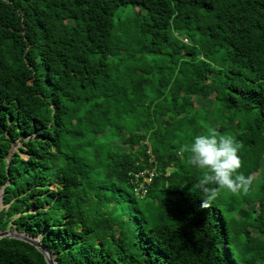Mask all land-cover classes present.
Segmentation results:
<instances>
[{"label":"trees","instance_id":"trees-1","mask_svg":"<svg viewBox=\"0 0 264 264\" xmlns=\"http://www.w3.org/2000/svg\"><path fill=\"white\" fill-rule=\"evenodd\" d=\"M210 131L253 180L202 207L181 146ZM3 190L59 264H264V0H0Z\"/></svg>","mask_w":264,"mask_h":264},{"label":"clouds","instance_id":"clouds-1","mask_svg":"<svg viewBox=\"0 0 264 264\" xmlns=\"http://www.w3.org/2000/svg\"><path fill=\"white\" fill-rule=\"evenodd\" d=\"M242 146L243 142L235 135H217L214 131L195 135L190 145L181 146L190 153L189 162L201 170L192 190L204 197L202 207H207L222 189L233 193L249 190L253 176L238 171L242 164L238 154Z\"/></svg>","mask_w":264,"mask_h":264},{"label":"water","instance_id":"water-1","mask_svg":"<svg viewBox=\"0 0 264 264\" xmlns=\"http://www.w3.org/2000/svg\"><path fill=\"white\" fill-rule=\"evenodd\" d=\"M15 148L16 146L13 147L11 153H14ZM10 161H11V157H9L8 159V165L10 164ZM5 188L6 186L4 187V189ZM3 197H4V190L2 191V193H0V200H3ZM3 238L17 239L29 243L33 245L35 248H37L44 255L48 264H59L56 261L55 256L51 253V251L42 244L40 237H33L23 232H19L18 230H12L8 228L7 230H0V239Z\"/></svg>","mask_w":264,"mask_h":264},{"label":"rangeland","instance_id":"rangeland-1","mask_svg":"<svg viewBox=\"0 0 264 264\" xmlns=\"http://www.w3.org/2000/svg\"><path fill=\"white\" fill-rule=\"evenodd\" d=\"M20 145H21V143L16 144L15 145L16 146L15 150L18 149ZM3 207H4V204H3L2 200H0V211L3 209Z\"/></svg>","mask_w":264,"mask_h":264},{"label":"built area","instance_id":"built-area-1","mask_svg":"<svg viewBox=\"0 0 264 264\" xmlns=\"http://www.w3.org/2000/svg\"><path fill=\"white\" fill-rule=\"evenodd\" d=\"M186 42H187V40H185ZM140 175H137V177H139ZM152 176V175H151ZM151 181V179L150 178H148L147 180H146V182H150ZM140 186V188L141 189H143L144 187H143V185L141 184V185H139Z\"/></svg>","mask_w":264,"mask_h":264}]
</instances>
